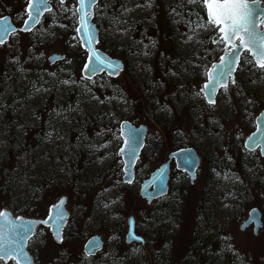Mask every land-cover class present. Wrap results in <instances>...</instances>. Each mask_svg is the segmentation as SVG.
<instances>
[{
	"label": "rangeland",
	"instance_id": "1",
	"mask_svg": "<svg viewBox=\"0 0 264 264\" xmlns=\"http://www.w3.org/2000/svg\"><path fill=\"white\" fill-rule=\"evenodd\" d=\"M27 1L0 0V17L20 27ZM76 6L53 0L32 31L0 45V210L45 218L66 196L62 242L40 225L27 244L34 264H264V157L244 146L264 109V70L243 52L236 84L209 105L200 90L224 44L198 27L202 0H98V47L125 68L83 78ZM54 53L65 58L50 64ZM123 120L148 128L131 184L117 154ZM186 147L200 157L195 179L173 163L168 192L147 204L141 183ZM253 207L256 233L240 228ZM129 216L144 243L125 241ZM93 235L104 245L86 256Z\"/></svg>",
	"mask_w": 264,
	"mask_h": 264
},
{
	"label": "snow or ice",
	"instance_id": "2",
	"mask_svg": "<svg viewBox=\"0 0 264 264\" xmlns=\"http://www.w3.org/2000/svg\"><path fill=\"white\" fill-rule=\"evenodd\" d=\"M59 2L63 6L65 0H59ZM78 3L79 7L73 12V15L79 14L78 23L80 27L76 31L78 33L83 32L84 37L87 39L89 45H91L93 37L90 31V18L93 15L92 8L96 6V0H78ZM187 4L199 5L200 0H187ZM202 4L203 8L206 9L207 19L206 22L199 23L198 27L218 29L220 34L219 39L213 40V43H223L225 46L224 55L220 57L219 63L213 64L211 69H206L205 74L208 77V81L200 90L205 94L207 103L209 105H215L216 101L214 96L217 86L222 87L227 92L230 77L231 84H236L233 73L237 70L241 50L247 49L251 52L255 57V67L264 70V33L257 31V6L255 0H252L251 3L249 0H202ZM42 10L51 12L47 0H28V7L26 9L28 18L25 20V27L19 31H30L31 29L27 27L29 21L39 23V18L43 14ZM259 15L264 16V12H260ZM10 31L16 32L17 30L8 25L6 20L5 22H0V44L6 42L4 37ZM236 40H239V45L235 43ZM87 51L90 54L94 52L91 46L88 47ZM91 60L92 56L90 55V63L84 65L85 72H97L107 63L100 62L92 65ZM107 66L112 68L110 63H107ZM115 72L116 70L113 68L110 74H115ZM63 83L67 84L68 81H64ZM261 130V128H258V131ZM127 136L128 139L125 141V144L132 151V154L135 155V141L138 138V133L130 130ZM252 140L253 137H249V141ZM245 146H247V143ZM120 151L124 152L125 148H121ZM260 154L264 155V147H261ZM193 179H195L194 176ZM125 182L131 184L132 180L128 179ZM60 203L63 204V200ZM55 207L59 206L57 205ZM57 215H61V218H63L61 213H57ZM17 219L19 220L20 218ZM34 223L36 222L24 223L21 221V223L17 224L13 222L7 211L0 210V260L14 258L16 264H26L27 257L23 251V245L27 243L29 234L33 233L32 224ZM39 223L47 225L49 221L42 220ZM17 237H21V239L18 240ZM56 239L58 242H62V238L58 233ZM135 239H140V237H135ZM95 243V241L89 242L90 246ZM229 250H231V246H229Z\"/></svg>",
	"mask_w": 264,
	"mask_h": 264
},
{
	"label": "water",
	"instance_id": "3",
	"mask_svg": "<svg viewBox=\"0 0 264 264\" xmlns=\"http://www.w3.org/2000/svg\"><path fill=\"white\" fill-rule=\"evenodd\" d=\"M51 1L52 0H47V4L52 9ZM97 1L98 0H96V3H97ZM76 2H77V6H76V8H77V7H79L78 0H76ZM249 2L251 3L252 0H249ZM255 2H256V6H257V15H256L257 31L260 33H264V22H261V21H264V16L259 15L260 12H264V6L261 5L260 0H255ZM27 7H28V1H27L26 9H27ZM205 11H206V9H205ZM92 12H93V15L90 18V25H91L90 31L92 33L93 40H92L91 45H89L87 39L84 37L83 32L78 33L76 31V35L79 39L80 46H81L82 50H84L86 52V58L84 60L82 68H81V74H82L83 78H86V79H91L94 76H96L98 74H102V73L106 74L109 77H113V78L118 77L122 73V71L124 70V63L121 59L112 57L107 52H105L104 50H102L98 47L99 29H98L96 23L93 21L94 7L92 8ZM42 13L43 14L39 18V23L42 20L44 14L47 12L42 10ZM27 18H28V13H27L26 18L24 19V21L20 27H17L14 24V22L12 21V19L9 15H5V16L0 17V22H5V20H6V23L8 25H10L12 28L16 29L17 31H19L21 28L25 27V20ZM78 18H79V14H77V23H78ZM39 23H34L33 21H29L27 27L31 29L30 31H32ZM78 27H80L79 23L77 24L76 29ZM30 31H22V32H30ZM16 32L10 31L9 34L6 37H4L5 41L7 42L9 40L10 36ZM235 43L237 45H239V40H236ZM0 45H2V44H0ZM89 46H91L92 49L94 50V52L92 54H90L87 51ZM224 47L225 46H223V54L221 56L224 55ZM244 51H248V50L247 49L241 50L239 55L241 56ZM248 53L250 55H252L254 62H256L253 54L249 51H248ZM90 55L92 56V60H91L92 65H95L96 63H100V62H107V63H110L112 65V68H109L107 66V63H105V66L97 72H94V73L85 72L84 71V65L86 63H90V61H89ZM64 58H65L64 54L54 53V54L49 56L48 61L50 64H52L56 61H61ZM219 61H220V58L217 62H214L213 64H217V63H219ZM213 64H212V66H213ZM211 67L209 69H211ZM113 68L116 70V72H115V74H110L112 72ZM234 74H235V72L233 73V77H234ZM207 81H208V77H207V80L204 82V84ZM230 81H231V77L229 78V82ZM204 84H203V86H204ZM220 88H222V87L217 86L215 96H216V94ZM203 96H204L205 100L207 101L204 93H203ZM215 96H214V99H215ZM258 128H261L262 130L258 131ZM130 130H133V131L138 133V138L135 141V155L132 154V151L125 144V141L128 139L127 133ZM147 132H148V128L146 125L143 124V125L136 126L128 120L121 121V123L119 125V134H120L122 143H121L120 148L118 149L117 154L121 157V160L123 162L122 171H123V181L124 182L127 181L128 179H131L132 182L134 181L135 166H136V164L140 158L141 152L145 146V140H146ZM249 137H253V140L249 141ZM262 137H264V109L256 117L255 129L246 138V140L244 142V146L247 143V146H245L247 149H249V150L258 149V151L260 153L261 147H264V139H262ZM121 148H125V151L121 152L120 151ZM261 156L264 157V155H261ZM172 160L174 161L176 169L183 171V172H186L189 175L191 182L194 180L193 176L196 177V172H197L198 164L200 162V157L196 153L195 149L192 147H186V148H180V149H177V150L171 152L168 155L167 160L164 163L160 164L150 174V176L147 179H145L140 185L139 194L142 198H144L146 200V202L148 204H150L154 200L164 196L168 192V180H169V173H170V169H171L170 163ZM127 184H129V183H127ZM61 200H63V204L60 203ZM65 204H66V196L64 195L57 202H55L53 205L50 206L48 213H47L45 218H31V217H24V216H14L12 211L9 209H3V211H7L10 214V217L13 220V222H15L17 224L21 223V221H23L24 223L36 222V223L32 224L34 231H33V233L29 234L28 241L34 235V233L36 232L37 228L40 225H45V224L39 223V221H42V220H48L49 221V223L45 226L49 227L53 238L57 241L56 235L58 233L60 235V237L62 238L63 228H64L66 221H67V218H68V211L65 207ZM57 205L59 207H55ZM57 213H61L63 215V218H61V215H57ZM17 218H20V219L18 220ZM251 224H253L254 233H256L257 230L262 226L260 212L257 208H252L249 211L248 218L243 222V224L241 225L240 228L245 229L246 227L250 226ZM127 225H128V230H127L125 241L127 243H131V242L144 243L143 238L136 235V233H135L134 217H132V216L128 217ZM135 237H140V239H135ZM17 239L19 240V239H21V237H17ZM28 241L26 244L23 245V251L25 253V256L27 257L26 264H34V258L27 248ZM90 241H95L96 243L94 245L90 246V244H89ZM102 248H103L102 238L98 235H93L85 242V244L83 246V252L86 256H93L97 252H99ZM8 260H14L15 261L14 258H9L7 260H1V261H8Z\"/></svg>",
	"mask_w": 264,
	"mask_h": 264
},
{
	"label": "flooded vegetation",
	"instance_id": "4",
	"mask_svg": "<svg viewBox=\"0 0 264 264\" xmlns=\"http://www.w3.org/2000/svg\"><path fill=\"white\" fill-rule=\"evenodd\" d=\"M124 68H125V66H124ZM141 156V155H140ZM174 162H173V160L171 161V163H170V168H171V165L173 164ZM183 172V171H182ZM184 173H186V172H184ZM254 208V207H253ZM252 209V208H251ZM250 226H253V224H251ZM250 226H248V227H246V228H249ZM103 245H104V242H103Z\"/></svg>",
	"mask_w": 264,
	"mask_h": 264
}]
</instances>
